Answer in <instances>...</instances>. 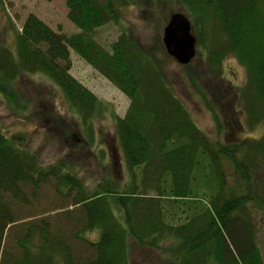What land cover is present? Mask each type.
I'll use <instances>...</instances> for the list:
<instances>
[{"label": "trees", "instance_id": "obj_1", "mask_svg": "<svg viewBox=\"0 0 264 264\" xmlns=\"http://www.w3.org/2000/svg\"><path fill=\"white\" fill-rule=\"evenodd\" d=\"M65 1L79 32H59L32 13L16 33L15 50L0 43V97L10 108L27 110L31 101L19 81L43 74L88 124L106 105L70 73L74 51L130 100L125 115L115 117L129 177L122 185L103 179L89 189L68 163L41 162L26 133L8 134L0 119V264H134V248L155 254L154 264H264L258 244L264 133L210 141L167 80L173 58L163 42L150 50L123 34L107 49L95 40L94 31L119 22L135 0ZM145 1L183 7L215 77L229 55L246 68V83L231 89L232 106L223 100L226 126L241 131L264 124V0ZM162 15L166 20L165 10ZM191 65L182 66L197 89ZM50 180L72 198V210L50 221L20 222L23 206ZM93 232L95 239L86 236Z\"/></svg>", "mask_w": 264, "mask_h": 264}, {"label": "rangeland", "instance_id": "obj_2", "mask_svg": "<svg viewBox=\"0 0 264 264\" xmlns=\"http://www.w3.org/2000/svg\"><path fill=\"white\" fill-rule=\"evenodd\" d=\"M135 2L139 4L131 3L124 7L119 22H108L94 31V38L99 44L109 49L113 42L127 34L151 50L158 45L159 40L163 42V30L172 13L182 12L191 19L180 5L161 8L145 0ZM163 10L168 15L166 20L162 15ZM32 13L59 32L72 34L80 31L68 17L65 0H0V43L14 47L17 31L22 30L24 20ZM206 52L205 48L198 47L191 65L197 89L191 84L182 64L175 59L171 60L166 67V74L173 91L187 106L194 122L210 141L234 143L246 137H260L264 133L263 123L254 127L246 125L241 131L240 127H227L225 123L228 109H224V101H227V108L232 106L231 89L246 83V68L238 59L229 55L221 63V76L215 77L207 67ZM71 58L70 73L105 103L103 112L85 124L49 77L27 74L19 81V85L31 105L27 110L17 111L0 97L2 126L8 134L26 133L29 147L38 153L44 164L66 162L71 165L89 189L102 183L103 179H112V182L122 185L128 180L129 173L117 136L115 117L125 115L130 100L74 51H71ZM212 108L222 120L223 128L215 121ZM71 203V197H63L57 191L54 180L44 182L38 197L30 205L23 206V219L20 222L42 218L50 221L54 215L64 213L66 209L72 210ZM14 233H9L6 239L9 244L13 242ZM86 236L96 238L95 232ZM77 241L78 247L84 248L86 252V243L79 239ZM258 244L264 256V217L259 227ZM85 252L82 257L84 259L88 256H85ZM150 253L134 248L133 263L154 264L158 258Z\"/></svg>", "mask_w": 264, "mask_h": 264}, {"label": "water", "instance_id": "obj_3", "mask_svg": "<svg viewBox=\"0 0 264 264\" xmlns=\"http://www.w3.org/2000/svg\"><path fill=\"white\" fill-rule=\"evenodd\" d=\"M167 53L180 64L190 63L197 54V38L190 19L182 12L172 13L163 30Z\"/></svg>", "mask_w": 264, "mask_h": 264}]
</instances>
